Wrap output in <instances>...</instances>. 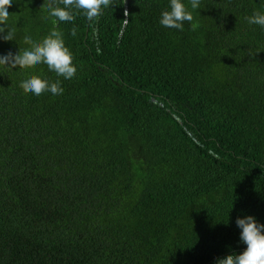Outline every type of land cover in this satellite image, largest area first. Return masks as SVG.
<instances>
[{"label": "trees", "instance_id": "1", "mask_svg": "<svg viewBox=\"0 0 264 264\" xmlns=\"http://www.w3.org/2000/svg\"><path fill=\"white\" fill-rule=\"evenodd\" d=\"M182 2L183 31L160 24L170 0H112L91 22L13 0L0 55L55 28L77 73L0 65V264H216L246 250L237 218L264 223V28L247 20L264 0ZM32 75L63 94L25 93Z\"/></svg>", "mask_w": 264, "mask_h": 264}, {"label": "clouds", "instance_id": "2", "mask_svg": "<svg viewBox=\"0 0 264 264\" xmlns=\"http://www.w3.org/2000/svg\"><path fill=\"white\" fill-rule=\"evenodd\" d=\"M13 0H0V33H5L2 38L5 41L14 40V30L11 29L7 21L10 13L8 9L12 7ZM60 5H63L61 7ZM112 5V0H47V8L51 17L58 21L69 22L75 19V12H82L88 21H93L103 14L104 9ZM44 6V4H43ZM192 9L200 7V0H190ZM125 16L128 12L125 11ZM250 24L259 25L264 28V13L254 11L247 17ZM193 21L192 12L182 0H170V10H165L161 14L160 24L166 28H173L183 31L185 22L191 24ZM127 23V19H125ZM193 29L196 27L192 24ZM76 28L73 27L72 35H76ZM24 43L30 45L29 48L20 50L17 54L9 52L7 55H0V65L19 67L21 69L32 68L38 64H46L50 71L55 72L64 79H72L77 73L74 64V57L70 49L65 45L63 35L55 28L43 38L42 41H34L30 35L23 38ZM21 88L25 93H33L37 96L45 92L53 95L63 94L64 89L60 82H50L48 79L38 75L21 82ZM237 226L242 229L240 239L247 245L246 250L241 254H230L225 258H218L216 264H264V223L258 222L254 216L237 218Z\"/></svg>", "mask_w": 264, "mask_h": 264}]
</instances>
